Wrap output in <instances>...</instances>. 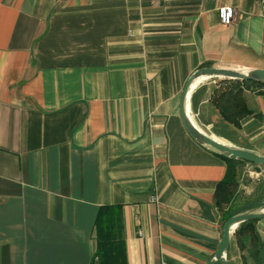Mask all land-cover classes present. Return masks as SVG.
Wrapping results in <instances>:
<instances>
[{"label": "crops", "instance_id": "obj_1", "mask_svg": "<svg viewBox=\"0 0 264 264\" xmlns=\"http://www.w3.org/2000/svg\"><path fill=\"white\" fill-rule=\"evenodd\" d=\"M200 67L264 69L260 0H0V264H98L102 205L120 207L126 264H207L229 165L179 116ZM230 88L250 113L220 136L264 154V83L202 78L189 105L220 128ZM245 164L234 202L264 196V165ZM254 226L264 247V217Z\"/></svg>", "mask_w": 264, "mask_h": 264}, {"label": "trees", "instance_id": "obj_2", "mask_svg": "<svg viewBox=\"0 0 264 264\" xmlns=\"http://www.w3.org/2000/svg\"><path fill=\"white\" fill-rule=\"evenodd\" d=\"M242 82L264 83L255 81ZM231 90L232 89L230 88L228 90H224L223 92H219L215 97L216 106L218 107V112L220 113L222 119V126H227L229 123L236 126L238 125V119L242 115L250 113L247 109H240V107L233 103ZM191 106L193 109L197 108L194 96L191 98ZM213 132L220 135V131L217 129H213ZM218 156L226 160L229 165L228 175L224 180L218 183L214 193V203L216 208L221 211L223 225L224 221L231 215L253 208L260 203L245 205L242 209L229 210L227 204H230L231 201L233 202L236 197L235 192L237 182L234 178L236 170L235 166L242 163L244 164L248 161L242 159H231L221 155ZM256 220L257 219H253L240 223L234 233V236L236 237L240 250L246 251L248 257L252 259L253 264H262L264 259V247L255 230L254 223ZM122 231L123 227L121 223L120 207L108 205L100 206L94 224V239L96 241V247L93 259H96L98 264H126V261L124 260L125 247ZM244 231L251 233V236L253 237V240L249 244L243 242L244 237L241 235H243Z\"/></svg>", "mask_w": 264, "mask_h": 264}, {"label": "water", "instance_id": "obj_3", "mask_svg": "<svg viewBox=\"0 0 264 264\" xmlns=\"http://www.w3.org/2000/svg\"><path fill=\"white\" fill-rule=\"evenodd\" d=\"M206 77H222L241 81L264 82V69L260 68H232V67H200L186 80L179 96V116L182 125L190 137L207 150L231 159H242L254 164L264 165V154L251 149L239 147L231 142L222 141L202 130L190 115L189 98L195 79ZM264 217V204L253 207L227 218L222 225V234L214 255L207 264L218 262L227 264L226 256L230 244V237L235 227L242 222Z\"/></svg>", "mask_w": 264, "mask_h": 264}, {"label": "rangeland", "instance_id": "obj_4", "mask_svg": "<svg viewBox=\"0 0 264 264\" xmlns=\"http://www.w3.org/2000/svg\"><path fill=\"white\" fill-rule=\"evenodd\" d=\"M190 115H191L192 119L194 120V122L201 129H203L206 133L212 134L214 136L216 135L217 137L223 139V141H228V140H226V138H223L224 136L217 135L216 133L213 132V129H215V130L217 129L220 132L224 131L225 133H228L229 130H226L227 129L226 126H222V124H220V128H217V127L214 128L213 126L210 127L207 124H204L202 122L204 116H201L200 114H196V108L193 109L191 104H190ZM224 132H222V133H224ZM228 136H226V134H225V137H227V139L229 138ZM242 165H243V163H242ZM245 166H247V164H245ZM232 169H234V168H232ZM236 190H237V188H236ZM258 197L257 196H252L249 193H245V194L243 193L242 196L239 197V200H237L236 202H234V201L232 202L231 201L230 204H227V207L229 208V210L242 209L245 205L257 204V203H260L261 201L264 200V196H261L260 198H258ZM255 198H257L260 201L255 200ZM237 227H238V225H237ZM237 227H235L233 233L231 234L230 247H229L228 253H227V261L229 262V264H240L238 258L237 257L234 258V256H233L235 251L237 252L238 250H240V248L238 246V243H237V240H236V237L234 236V233H235ZM241 236L244 237L243 242H245L246 244H249L253 240V237L251 236V233H248L246 231H244L243 235H241Z\"/></svg>", "mask_w": 264, "mask_h": 264}, {"label": "built area", "instance_id": "obj_5", "mask_svg": "<svg viewBox=\"0 0 264 264\" xmlns=\"http://www.w3.org/2000/svg\"><path fill=\"white\" fill-rule=\"evenodd\" d=\"M260 2L264 4V0H260ZM218 17L221 24L228 25L233 21L235 17L234 9L228 5L220 6L218 8ZM139 234H141L140 231Z\"/></svg>", "mask_w": 264, "mask_h": 264}, {"label": "bare ground", "instance_id": "obj_6", "mask_svg": "<svg viewBox=\"0 0 264 264\" xmlns=\"http://www.w3.org/2000/svg\"><path fill=\"white\" fill-rule=\"evenodd\" d=\"M201 79H195L194 81H193V84L196 86V84H198V82L200 81Z\"/></svg>", "mask_w": 264, "mask_h": 264}]
</instances>
